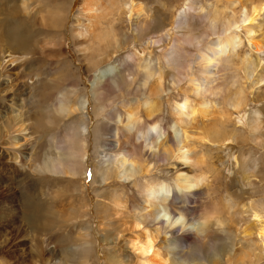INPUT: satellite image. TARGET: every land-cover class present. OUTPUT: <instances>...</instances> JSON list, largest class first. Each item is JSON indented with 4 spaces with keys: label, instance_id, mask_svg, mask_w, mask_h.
I'll use <instances>...</instances> for the list:
<instances>
[{
    "label": "rangeland",
    "instance_id": "1",
    "mask_svg": "<svg viewBox=\"0 0 264 264\" xmlns=\"http://www.w3.org/2000/svg\"><path fill=\"white\" fill-rule=\"evenodd\" d=\"M111 1H104L101 7L107 12L93 23L85 0H0V210L11 212V219L16 214V228L24 231L18 241L23 240L20 253L27 260L21 264H139L130 243L145 230L157 235L155 246L170 264H264L257 233L264 221V80L256 84L244 65L260 61L251 70L256 80L263 77L264 52H255L247 30L237 25L231 30L240 43L227 52L221 69L205 66L198 58L209 40L219 38L222 20L243 4L199 0V6L218 16L217 32H211L204 13L192 11L187 15L189 33L203 34V39L184 42L177 26L190 0H137L133 6L131 0H113V12ZM220 12L224 16L219 17ZM251 25L253 38L264 43V11ZM8 30L26 40L24 49L12 42ZM173 46L178 50L169 61ZM130 54L134 56L128 58ZM188 65L193 66L190 74ZM106 66L113 72L101 87L93 77L97 68ZM193 70L196 80L191 82ZM178 73L181 80L173 85ZM211 77L217 81L208 84L209 89L199 85L200 79L206 83ZM157 80L160 87L154 88ZM236 93L243 99L239 108L231 104ZM182 97L200 113L197 119L189 117L186 129L190 162L201 156L205 160L192 170L206 176L192 203L195 220L187 234L193 261L185 262L170 252L174 228L145 218L141 208L147 184L173 182L190 165L177 158L162 161L152 157L153 149L149 154L140 149L141 167L126 179L122 141L112 143L131 113L145 124L151 107L156 111L153 118L166 130L159 141L170 137L173 128L179 129L174 142L184 141L176 113ZM80 99L84 107L58 111L60 104H78ZM20 112L29 117L22 131L12 121ZM256 118L261 128L252 129ZM216 130L220 133L214 136ZM125 139L140 142L134 135ZM72 144L85 148L86 155H62ZM51 156L61 157L64 166L46 169L44 161ZM27 200L30 209L37 208L36 225L22 216ZM256 212L262 218L256 219ZM205 220L215 249H209L195 229ZM38 246L43 257L33 258L32 249L37 253ZM20 257L0 252V264H20Z\"/></svg>",
    "mask_w": 264,
    "mask_h": 264
},
{
    "label": "bare ground",
    "instance_id": "2",
    "mask_svg": "<svg viewBox=\"0 0 264 264\" xmlns=\"http://www.w3.org/2000/svg\"><path fill=\"white\" fill-rule=\"evenodd\" d=\"M104 1L105 0H85L84 6H86V11L89 12V18L90 20H92L91 22H93V20H96L100 15L103 14V10L106 9L104 7H101L103 6ZM136 1L137 0H131V5L132 6L135 5ZM230 1L233 4L242 3L244 7H242L239 10V12H233L231 14L229 13V15H227L226 18H224V20H222V18L220 19L224 21V23L222 22L223 28H222L221 33L218 35L219 38L216 41L209 40V43L207 44L206 48L203 50V53L201 51V53L198 55V58L200 57L201 62L205 66H208L210 68H216V70H218L219 68L221 69L220 63L224 60V57L227 54V52L230 50H235L240 43L238 40V35L232 33V30H231L233 27H236L237 25L239 26L243 25L245 30H247L248 41L250 42V45H254L253 46L254 51L259 52V53L264 52L263 41L261 40L259 41L253 38L252 36L253 31L251 27L249 28V25L257 21L261 12L264 11V0H259L257 3H254V4L251 0H230ZM116 2L117 1H115V3ZM115 3H113V0L111 1V11L114 8ZM143 7L144 5L142 6V4L139 3L138 11L142 12ZM134 8H132L131 10V13H130L131 15L133 13ZM192 11L194 12L196 11V13L199 11L198 14L204 13V15L209 20L208 21L209 29L211 30V32L213 31V34H216L217 28H218V16L215 14L213 15L214 11L211 12V11L205 10L204 7L199 6V0H190L186 4V9L180 15L178 26H177L178 32L182 33L181 39L184 42L185 40L186 41L188 40L189 42L190 41L199 42L200 39H203L202 38L203 34L198 35L196 33H189L190 31L188 30L187 15H190ZM222 12H225V10H223ZM222 12H220V15ZM222 15L219 17H222ZM236 16L239 19L236 20ZM16 32L17 31L10 33V31L8 30L7 36L12 39V42L19 44L18 46L21 47L20 49H22L23 47L26 46V40H24L20 36L19 33L16 34ZM99 34L100 36L102 35L101 33ZM103 37L106 38L105 35H103ZM103 37L101 36V38ZM8 40L9 39L7 38V41ZM177 50H178L177 46L172 47V50L168 58L169 61L171 60V57L172 58L174 57L173 55L175 54V52H177ZM133 56L134 54H130L128 58H132ZM13 61H15V59L11 60V62ZM254 63H251V61L250 62L244 61V65L246 67L248 76L253 77V81H255L256 84H258L259 82L264 80V76L257 80L255 79V76L253 74L254 71L251 70V67H256V66L259 67L261 62L257 61L256 65ZM188 68L189 69L187 70L190 74L191 70L193 69V66L188 65ZM205 68L206 67H203V70ZM111 72H113L112 66L97 68L94 74V77H93V82L95 84L100 83L102 85L101 87L105 86V81L107 80L108 76H110ZM211 72L213 75L217 73L214 70H211ZM149 75H150V72H149ZM180 80H181V77L179 76V73H178V75H176L175 77L171 79V82L174 85L178 83ZM195 80H196V76L193 70V76L191 77V82H194ZM215 81H217V79H215L214 77H211L210 82H206V83H204V80L200 79L199 85L203 86L204 88L209 89L208 84H210L211 82H215ZM155 87L156 88L160 87V83L158 82V80L155 82L154 88ZM79 102L80 103L78 104H72V105H66L62 103L59 105L58 111H60L61 113L67 110H68L67 112H74L78 110L80 107H84V103H85L84 99L83 100L80 99ZM231 104L235 108H239V106L243 104V99H242L241 94L237 95L236 93L235 97H233L231 100ZM155 112L156 111H154L153 107H151L149 111V115H148L149 119L146 120L147 123L145 122V124L143 120L139 118H134L133 117L134 115L131 113L127 121L124 123V127L117 129L118 133L115 134V137L117 140L113 139L112 143L114 144L117 141H122L121 143H122L123 156L121 158V164L124 168V174H122V176L126 177V179L129 177L130 174H135L138 167H141V163L139 162L140 157H138V152H137L140 149L146 152L147 154H149V151L153 149L150 151V153L152 152L151 153L152 157H158L162 161H169V160H173L174 158H177L183 161L182 165H190L188 169L184 168L183 172L178 174L173 182L166 181V180H157L150 184H147L143 189V193L145 194L146 198L141 208L143 216L145 218L158 221V223L165 224L167 225V227H170L171 229L174 228V230L172 231L171 237L168 239V241L170 240V243H169L170 252L178 255V257L182 259V261L184 260L185 262V261H189L190 259H192L191 256L189 255L190 252L188 250V245H187L188 244L187 234L191 232L190 229L192 228L194 224V220H195V217H191V215L193 214V210L195 208V207L193 208L192 203L197 202L196 197L200 192V190L198 189L201 187V183L204 181V179H206L205 175L203 174L196 175L194 174L195 171L192 170L193 165L197 163L202 164L205 162V160L201 156L199 159L195 161V163L192 164L190 162L192 160L191 154H190L192 149L189 146L188 141H189L190 136L186 129L188 124L192 122V121H189V117H192V119L196 118L195 116L199 115L200 113L195 108L190 106L188 98L182 97L181 99H179L176 105V113L178 115V121L180 122L179 125L183 129L185 139H183L184 141L182 142L181 140L178 142L176 141L174 142V137H178V133H179L178 131L179 129L177 130L174 128L172 130V134L170 133L171 134L170 137L168 136L162 139L161 141H159V139L162 137L161 135L166 130L160 124V122H158V120L153 118L154 116L152 115ZM204 113H205V110H204ZM114 118L115 116H113V119ZM27 119H29V117H27ZM27 119L26 117L23 116V112H20L19 115L13 117L12 121H14L15 124H18V128L20 129V131H22L24 130V128L28 126V124H26ZM251 121H252L251 122L252 129L261 128V122H258L257 118ZM218 132L219 131L216 130L215 134L213 133V135L214 136L217 135ZM131 135L136 136L137 141H140V142H134V144H132L129 140L125 139V137L131 136ZM85 139L86 138L84 137L83 139L84 145L86 143ZM17 143L18 141L16 140L15 145H17ZM170 143H172L174 146H171ZM74 146L73 144L70 145V147L67 146L66 151L68 150V152H64L63 154L62 153L61 154L64 156L66 155L68 159H71L74 156H77V154L82 157L86 155L87 152L85 148L75 149ZM135 150H136V154H135ZM134 156H136L135 159L133 158ZM68 161H70V164L68 165L69 168L74 171V166H73V163L71 162L72 160H68ZM63 163L64 162L61 157L56 158V157L51 156V157H48L44 161L43 166L46 169L55 170V168H57L61 164L63 165ZM57 169H60V168L58 167ZM27 202L29 205L26 204L24 206L25 207L24 209H26L27 212L26 211L23 212L22 216L25 215L26 217L27 215V218H28L27 221H29V223L30 221H33L32 219H34L33 223L35 224V221L38 217L36 213L37 208L34 207V209H30L31 207H33L32 203L30 202V200L29 201L27 200ZM116 204L118 206L122 204V202L116 201ZM2 212H3V209L0 210V218L2 219L0 220V246H1L0 252L6 255L9 254L13 258L20 257L22 255L20 252L23 251L21 247L23 240L19 242L18 238L19 236L24 234V231L16 228V225L18 223L16 214H14L13 219H11V215H10L11 212L9 213V211H6V213L4 214ZM254 217L256 219L262 218L261 215L257 212L254 214ZM205 222L201 226L195 227V229L199 231V233L201 234V238L203 239V243L207 244V247L209 249H213L214 247L216 248L217 244H215L214 242H209V239L211 240L210 237H211L212 232H210V230L206 228L207 221L205 220ZM140 226H141L140 223L136 224L135 228L140 227ZM157 230H159V228ZM257 233L262 238V245L264 246V221H263L262 226L258 229ZM156 236L157 235L153 234V232H151L150 230H145V231L139 232L133 237L130 245H131V248L135 251V254L137 253V259H136L137 263L139 264H170L167 257L163 256L161 250L156 248L155 246L156 238H157ZM247 236H250V234H247ZM33 249H34V245H33ZM33 249H32V254H31L33 258L43 257V250L40 246L37 247V253H35ZM87 250L88 249L86 247H82L81 249L83 253H86ZM224 251H221V252H224ZM214 255H216V253ZM18 259H19V263L21 264L27 260V255L23 254Z\"/></svg>",
    "mask_w": 264,
    "mask_h": 264
}]
</instances>
